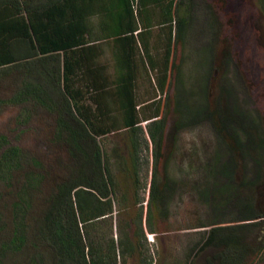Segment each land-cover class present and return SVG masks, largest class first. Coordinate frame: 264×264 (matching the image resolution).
<instances>
[{
    "label": "trees",
    "instance_id": "trees-1",
    "mask_svg": "<svg viewBox=\"0 0 264 264\" xmlns=\"http://www.w3.org/2000/svg\"><path fill=\"white\" fill-rule=\"evenodd\" d=\"M37 1L0 0V81L20 77L15 95L0 100V112L30 103L54 114L56 138L65 142L71 160L70 177L56 186L29 227L31 194L40 178L25 174L5 250L24 253L27 264H157L146 235H157L155 223L166 222L175 186L166 159L162 177L157 174L169 110L159 98L172 79L173 130L208 122L217 147L202 167L198 191L209 220L193 228L198 239L181 259L164 264H262L264 204L255 193L262 181L264 133L258 115L240 110L224 82L228 68L240 70L234 0H111L100 12L102 33L95 39L78 0H48L41 7ZM194 27L204 41L193 97L183 87L182 57ZM119 133L127 136V156L113 148L112 164L103 142ZM24 163L22 150L0 135V186L12 185ZM112 166L125 174L127 190ZM29 241L31 254L25 252Z\"/></svg>",
    "mask_w": 264,
    "mask_h": 264
},
{
    "label": "rangeland",
    "instance_id": "rangeland-1",
    "mask_svg": "<svg viewBox=\"0 0 264 264\" xmlns=\"http://www.w3.org/2000/svg\"><path fill=\"white\" fill-rule=\"evenodd\" d=\"M234 5L241 32L239 43L235 45L239 47L236 60L240 70L238 71L235 66L228 68L224 82L232 89L236 105L240 110L251 116L258 115L261 130L264 133L263 0H234ZM198 29L194 27V36L189 39L182 57L183 87L187 95L192 93L193 97L199 90L198 84L202 76L199 63L204 38H201L202 35L199 34ZM179 56L178 51V58ZM169 83L165 95L159 98L161 105L169 103V110L165 115L161 143L163 158L159 161L157 174L162 177V164L166 159V174L175 182V186L170 197L166 222L155 223L157 235L149 233L146 235L157 264H164L170 257L181 259L187 247L198 239L199 230L193 228L197 223L209 220V208L200 202L198 191L204 185L202 167L217 147V139L208 122L179 132L173 130L174 117L171 111L174 98L173 80L169 79ZM19 85V75L2 79L0 100L12 98ZM196 100L195 97L194 101ZM141 127L146 128V123H143ZM56 134L55 115L40 106L30 103L7 105L0 112V135L6 136L10 145L19 147L25 159L23 169L14 175L12 185L0 186V264H27L28 258L24 253L19 255L5 250L13 228L12 205L17 201V193L24 182L25 174H33L40 178L38 188L31 194L32 204L26 220L29 227L34 226L35 220L46 209L47 201L56 186L70 177L71 160L67 146L65 142L57 140ZM144 134L149 142L147 133ZM105 140L104 149L112 164L117 157V154L112 153L113 148H117L118 154L126 158L129 143L125 133L111 135ZM149 149H152L151 144ZM143 155L150 156L146 152ZM251 168L249 165L250 176L253 174ZM116 169L112 166V172L115 173L120 187L127 190L130 184L125 174L119 169L115 171ZM142 178V182L145 183L144 172ZM255 197L260 204H264V164L262 181L257 186ZM140 198L142 199L140 206L145 214L148 190L141 191ZM128 200L131 204L130 197ZM229 216L231 215H226L225 219ZM29 237V240H32V235ZM31 243V241L28 242L25 252L32 253Z\"/></svg>",
    "mask_w": 264,
    "mask_h": 264
},
{
    "label": "crops",
    "instance_id": "crops-1",
    "mask_svg": "<svg viewBox=\"0 0 264 264\" xmlns=\"http://www.w3.org/2000/svg\"><path fill=\"white\" fill-rule=\"evenodd\" d=\"M37 3L40 5L39 7H41V4L44 5L48 3V0H38ZM111 5H112L111 0H78V11L80 10V14H82V16H84V12H85V15L88 18V22L90 24L89 34L94 39L97 36L99 37L102 33L101 30H99V28L97 27L99 21L102 18L100 12H102V8L106 9L111 7ZM113 30H116L114 25H113Z\"/></svg>",
    "mask_w": 264,
    "mask_h": 264
}]
</instances>
